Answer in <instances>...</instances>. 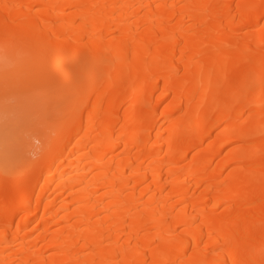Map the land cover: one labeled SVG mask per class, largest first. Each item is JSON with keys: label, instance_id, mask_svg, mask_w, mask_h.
I'll return each mask as SVG.
<instances>
[{"label": "bare ground", "instance_id": "6f19581e", "mask_svg": "<svg viewBox=\"0 0 264 264\" xmlns=\"http://www.w3.org/2000/svg\"><path fill=\"white\" fill-rule=\"evenodd\" d=\"M0 103V264H264V0H0Z\"/></svg>", "mask_w": 264, "mask_h": 264}, {"label": "rangeland", "instance_id": "374dc122", "mask_svg": "<svg viewBox=\"0 0 264 264\" xmlns=\"http://www.w3.org/2000/svg\"><path fill=\"white\" fill-rule=\"evenodd\" d=\"M36 89H37V84L36 83L32 82V84H30L28 86L25 83V81H23V84L22 83H14V84H8L7 83L6 85L5 84L3 85L4 93H6V95L9 96L8 100H6V103L7 102L9 103V101L14 103L15 100H17L16 97H21L22 98V97H24V95L31 94L33 92L35 94L36 93ZM4 104L5 103H0V116H1V113L4 111V110L1 111V109L4 108ZM2 115L4 117V114H2ZM38 144H39V142L37 140L33 139V145L27 147V149H30L31 158H35L36 157V155H34V152L36 151ZM20 165H22V163H17L15 166L18 167Z\"/></svg>", "mask_w": 264, "mask_h": 264}]
</instances>
